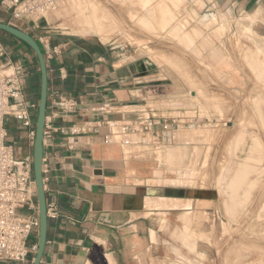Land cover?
I'll use <instances>...</instances> for the list:
<instances>
[{"label":"crops","instance_id":"crops-1","mask_svg":"<svg viewBox=\"0 0 264 264\" xmlns=\"http://www.w3.org/2000/svg\"><path fill=\"white\" fill-rule=\"evenodd\" d=\"M203 1L206 10L216 5L227 19L243 16V24L264 39V0ZM0 21L46 41L41 48L47 56L45 128L50 132L43 139V183L46 206L56 215L48 217L40 264H178L181 256L197 262L198 255L205 257L202 264H210V219L215 212H225V197L213 186L203 190L155 182L166 180L163 173L155 174L154 167L165 166L158 160L168 136L160 133L158 150L152 153L141 144L140 133L128 128L151 108L158 115L170 113L159 104L167 95L151 90L147 63L127 60L123 52L88 36L59 33L38 22L26 25L7 13H0ZM228 34L222 37L228 39ZM0 42L6 51L3 60L21 67L25 100L37 103L40 75L35 55L2 31ZM52 91L72 98L74 110L57 111L51 104ZM189 108L188 118H201L198 123L186 122L190 127L207 125L214 117L201 116L195 103ZM10 126L16 154L30 152L32 144L24 141V131L14 122ZM180 129L177 126L173 135ZM251 165L261 169L264 161ZM245 185L231 197L239 204L238 213ZM253 196L254 213H264V179ZM198 212L210 218L200 226ZM202 234L206 239L198 237ZM33 235L31 244L36 243ZM33 256L30 253L26 263L0 264H31Z\"/></svg>","mask_w":264,"mask_h":264},{"label":"rangeland","instance_id":"rangeland-1","mask_svg":"<svg viewBox=\"0 0 264 264\" xmlns=\"http://www.w3.org/2000/svg\"><path fill=\"white\" fill-rule=\"evenodd\" d=\"M203 2L54 0L38 23L59 33L91 37L123 52L127 60L147 63L151 90L167 95L160 107L181 120V129L175 138L167 137L160 160L157 157L165 166L154 167L155 174L163 173L166 180L155 182L203 190L213 186L225 197V212L209 218V236L213 235L210 264H264V213H254L253 207V195L264 179V165L261 169L251 165L264 161V61L258 53L260 48L264 56V39L243 24V16L227 19L220 7L206 10ZM227 34L228 39L222 37ZM192 103L201 116L214 115L212 121L197 127L184 123ZM6 128L7 141L12 142L8 121ZM245 166L253 171L239 181V189L243 190L245 182L246 187L238 213L239 204L231 197L239 189L231 184ZM195 219L198 226L209 220L201 212ZM202 235L198 237L206 239ZM197 257L195 262L181 256L178 264L205 261L204 256Z\"/></svg>","mask_w":264,"mask_h":264},{"label":"built area","instance_id":"built-area-1","mask_svg":"<svg viewBox=\"0 0 264 264\" xmlns=\"http://www.w3.org/2000/svg\"><path fill=\"white\" fill-rule=\"evenodd\" d=\"M53 1L0 0V13H7L16 22L28 25L39 22ZM37 41L40 46L46 44L41 37ZM5 55V48L0 42V262L26 263L29 254L34 253L36 249V243H29V237L36 233L38 228L32 150L16 154L15 143L7 141L6 123L7 121L16 123L24 131V141L32 144L37 103H28L25 100L20 77L21 67L10 59L3 60ZM50 96L51 104L59 109L57 111L66 114L74 110L75 101L72 98L57 91H52ZM200 119L193 117L187 121L198 123ZM180 123V118L174 115H158L157 111L151 108L140 121L128 128L141 134V144L146 151L155 153L159 147L160 133L166 136L173 135ZM156 127H159V131ZM72 131H76V128ZM49 132L44 127V136ZM46 213L48 217L56 215L50 206H47Z\"/></svg>","mask_w":264,"mask_h":264},{"label":"water","instance_id":"water-1","mask_svg":"<svg viewBox=\"0 0 264 264\" xmlns=\"http://www.w3.org/2000/svg\"><path fill=\"white\" fill-rule=\"evenodd\" d=\"M0 31L5 32L23 42L35 55L39 68V98L37 102L32 142V175L36 193L38 228L36 231V249L31 264H40L45 243L48 216L46 213V196L43 183V139L48 93V70L44 52L38 41L27 31L9 23L0 21Z\"/></svg>","mask_w":264,"mask_h":264},{"label":"bare ground","instance_id":"bare-ground-1","mask_svg":"<svg viewBox=\"0 0 264 264\" xmlns=\"http://www.w3.org/2000/svg\"><path fill=\"white\" fill-rule=\"evenodd\" d=\"M147 11H148V10H147ZM143 13H145V12H143ZM141 19H142V18H141ZM146 19H148V18H146ZM140 21H141V20H140ZM141 22H142V21H141ZM103 28H105V27H103ZM176 34H177V33H176ZM103 40H104V39H103ZM133 42H135V41H133ZM138 42H139V41H138ZM139 43H140V42H139ZM142 43H144V41H142ZM134 44H135V43H134ZM137 44H138V43H137ZM256 45H257V44H256ZM259 50H260V51H259L258 53L260 54L261 60L264 61V56H262L263 51H262L260 48H259ZM252 65H253V67H254L258 72H260V74H261V71H260V69L258 68V66H256V64L253 63V62H252ZM260 106H261V105H260ZM257 108H258V106H257ZM260 112H261V110H260ZM185 133H186V132H185ZM174 135L176 136V134H174ZM174 135H173V136H174ZM179 135H180V134H179ZM137 136H138V135H137ZM250 167H251V166H250ZM250 167L245 166V167H244V172L242 173V175H240L239 173L236 172L237 175H236L235 177H233V178H234V179H232L233 181L231 180V181H232V184H231V185L233 186V188H236V187H237V188L239 189V183H240L239 181H241V180L243 179V175H244V174H247V173L249 172V169L251 170ZM237 168H238V167H237ZM252 171H253V170H252ZM252 171H251V172H252ZM251 172H249V174H250ZM254 172H256V171H254ZM249 174H247V176H248ZM233 176H234V175H233ZM244 176H245V175H244ZM244 179H245V178H244ZM247 180H248V179H247ZM188 183H189V182H188ZM229 184H230V183H229ZM245 184H246V182H245ZM231 185H230V186H231ZM241 185H243V184H241ZM245 186H246V185H245ZM243 187H244V186H243ZM243 187H242V188H243ZM237 188H236V189H237ZM239 190H241V189H239ZM239 190H238V191H239ZM238 191H237V192H238ZM235 192H236V191H235ZM226 195H228V194H226ZM242 198H243V197H242ZM146 201H147V200H146ZM188 205H189V204H188ZM227 208H228V207H227Z\"/></svg>","mask_w":264,"mask_h":264},{"label":"trees","instance_id":"trees-1","mask_svg":"<svg viewBox=\"0 0 264 264\" xmlns=\"http://www.w3.org/2000/svg\"><path fill=\"white\" fill-rule=\"evenodd\" d=\"M34 234V233H33ZM31 260V259H30Z\"/></svg>","mask_w":264,"mask_h":264}]
</instances>
